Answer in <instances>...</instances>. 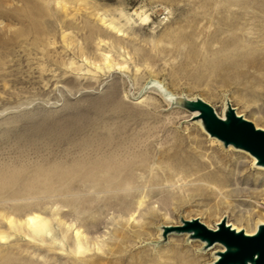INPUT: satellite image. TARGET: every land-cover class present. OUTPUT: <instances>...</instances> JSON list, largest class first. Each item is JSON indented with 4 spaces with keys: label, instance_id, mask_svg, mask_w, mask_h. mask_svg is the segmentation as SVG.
<instances>
[{
    "label": "rangeland",
    "instance_id": "374dc122",
    "mask_svg": "<svg viewBox=\"0 0 264 264\" xmlns=\"http://www.w3.org/2000/svg\"><path fill=\"white\" fill-rule=\"evenodd\" d=\"M263 66L264 0H0V264H210L204 242L162 226L226 217L253 232L264 168L172 96L219 114L230 101L264 128ZM109 138L147 160L177 142L194 173L129 219L90 187L86 161Z\"/></svg>",
    "mask_w": 264,
    "mask_h": 264
},
{
    "label": "bare ground",
    "instance_id": "6f19581e",
    "mask_svg": "<svg viewBox=\"0 0 264 264\" xmlns=\"http://www.w3.org/2000/svg\"><path fill=\"white\" fill-rule=\"evenodd\" d=\"M244 56L247 57V55H243V57ZM249 58H251V57L249 56ZM244 61L246 63H248L249 65L253 63L251 60L248 59V57L245 58ZM253 61H255V60H253ZM255 62H258V61L256 60ZM259 67H257V68H259ZM263 68H264V66H263ZM157 83H158V81H157ZM159 87H162V86H159ZM162 90L164 91L163 88H162ZM190 99H195V98H190ZM227 102L224 103V109H222V113L221 114L218 113L222 117H224V113H225V110L227 107ZM190 114H191V117L195 118V116H197L198 112L193 111V112H190ZM195 122L204 129L200 119H196ZM257 127L262 128L259 126H257ZM262 129H264V128H262ZM98 134H100V133L98 132ZM212 138H214L215 140L220 142V140H218L217 138H215V137H212ZM94 140H96V138ZM176 144H177V142L175 143V145H172L173 147H170L168 149H165V148L164 149H162V148L157 149L156 153H154V156L157 154H160V157L155 156V158L153 157L154 159L147 160V159L142 157V154H144V152L142 150L144 148L143 147L144 144H142L139 141H128L125 139L124 140L123 139H115V140L111 139L110 140V138H109V140H107V142H105V143L99 142V143H97V145L95 147V156H93V158H89L86 161L89 163L88 167H90V170L92 171V176H93V179L91 181L92 186H90V187H93V190L95 192H98V194H99L98 200H102V198L100 196L101 194H108L109 195L108 196L109 201H110V207L114 211L123 212L129 216V219L130 218L135 219V214L138 211H140L141 208L145 205L146 197L151 195L155 189L159 188L162 184L173 182L176 176L187 177L189 175L191 176L194 173L191 171H193L192 169L195 167H193L191 165L193 167V168H191L190 164H188V162L185 159H183L181 156H179L177 149L174 148L176 146ZM229 147H232V146L230 145V146H228V148ZM146 148H148V147H146ZM157 148H160V147H157ZM182 148L183 147H181V149ZM232 148H234V147H232ZM234 149H238L237 151L242 150L239 148H234ZM153 150H155V149L153 148ZM242 151H244V150H242ZM252 157L254 158L253 164L256 167L264 168L263 166L258 165L256 163V158L254 156H252ZM201 163H202V161H201ZM82 164H85V163H82ZM261 168H259V169L261 170ZM223 169L225 170V167ZM55 173H56V171H55ZM226 173H228V172H226ZM87 175H88V173H87ZM85 177H87L86 174H85ZM257 178L258 177H255V180L253 178V181H256ZM45 189H47V188H45ZM45 189H43V190H45ZM223 218H226V217H223ZM191 219H194V218H191ZM187 220H189V219H187ZM226 221H227V218H226ZM28 222L35 223L36 225H39V223H40L39 215L36 213L28 215ZM219 222H217L215 224L214 228H212L210 225H208L207 227L212 228V229H216ZM227 223L232 225V227L237 229V230H244L242 228L236 227L234 224H232L228 221H227ZM180 224H181V221H180ZM180 224H177V225H180ZM259 224H264V221H258L257 227L253 232H251L250 230L247 229V230H244L245 233L253 235L256 232ZM164 226H169V225H163L162 228ZM216 246H218V247H216ZM210 248L213 250L214 260H216L217 256L215 255V252H217L218 250H223V247L220 244H215L214 246L209 247V249ZM178 252H180V251H178ZM190 264H200V263L198 261H192V262H190Z\"/></svg>",
    "mask_w": 264,
    "mask_h": 264
},
{
    "label": "water",
    "instance_id": "95a60500",
    "mask_svg": "<svg viewBox=\"0 0 264 264\" xmlns=\"http://www.w3.org/2000/svg\"><path fill=\"white\" fill-rule=\"evenodd\" d=\"M175 104L190 112L197 111L195 119H200L204 130L220 140L225 147L233 146L249 152L256 163L264 167V129L258 128L251 120L239 114L236 108L227 102L224 117L201 97L190 99L186 96H173ZM163 237L168 233H188L192 239H200L208 249L220 244L223 250L215 252L216 260L210 264H264V224H259L253 235L237 230L223 218L212 229L198 218H181L180 225L163 227Z\"/></svg>",
    "mask_w": 264,
    "mask_h": 264
}]
</instances>
